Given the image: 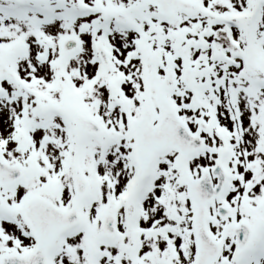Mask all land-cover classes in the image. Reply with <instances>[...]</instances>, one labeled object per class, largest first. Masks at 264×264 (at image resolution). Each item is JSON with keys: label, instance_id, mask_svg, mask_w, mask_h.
Wrapping results in <instances>:
<instances>
[{"label": "snow or ice", "instance_id": "snow-or-ice-1", "mask_svg": "<svg viewBox=\"0 0 264 264\" xmlns=\"http://www.w3.org/2000/svg\"><path fill=\"white\" fill-rule=\"evenodd\" d=\"M0 264H264V0H0Z\"/></svg>", "mask_w": 264, "mask_h": 264}]
</instances>
